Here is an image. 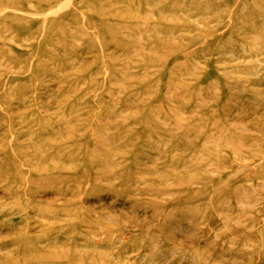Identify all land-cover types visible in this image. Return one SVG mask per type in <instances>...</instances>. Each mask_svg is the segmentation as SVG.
<instances>
[{
	"label": "rangeland",
	"instance_id": "rangeland-1",
	"mask_svg": "<svg viewBox=\"0 0 264 264\" xmlns=\"http://www.w3.org/2000/svg\"><path fill=\"white\" fill-rule=\"evenodd\" d=\"M0 264H264V0H0Z\"/></svg>",
	"mask_w": 264,
	"mask_h": 264
}]
</instances>
